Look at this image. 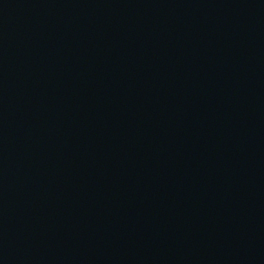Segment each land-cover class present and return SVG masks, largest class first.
<instances>
[{
	"label": "water",
	"instance_id": "95a60500",
	"mask_svg": "<svg viewBox=\"0 0 264 264\" xmlns=\"http://www.w3.org/2000/svg\"><path fill=\"white\" fill-rule=\"evenodd\" d=\"M0 264H264V0H0Z\"/></svg>",
	"mask_w": 264,
	"mask_h": 264
}]
</instances>
